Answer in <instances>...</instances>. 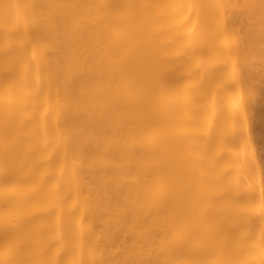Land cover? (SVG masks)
<instances>
[{"label":"bare ground","instance_id":"obj_1","mask_svg":"<svg viewBox=\"0 0 264 264\" xmlns=\"http://www.w3.org/2000/svg\"><path fill=\"white\" fill-rule=\"evenodd\" d=\"M0 264H264V0H0Z\"/></svg>","mask_w":264,"mask_h":264}]
</instances>
